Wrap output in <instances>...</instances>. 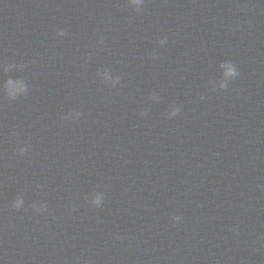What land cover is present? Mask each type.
Returning a JSON list of instances; mask_svg holds the SVG:
<instances>
[{"label": "clouds", "instance_id": "9594fccd", "mask_svg": "<svg viewBox=\"0 0 264 264\" xmlns=\"http://www.w3.org/2000/svg\"><path fill=\"white\" fill-rule=\"evenodd\" d=\"M137 2H138V0H137Z\"/></svg>", "mask_w": 264, "mask_h": 264}]
</instances>
